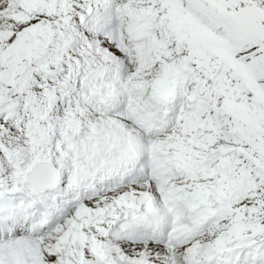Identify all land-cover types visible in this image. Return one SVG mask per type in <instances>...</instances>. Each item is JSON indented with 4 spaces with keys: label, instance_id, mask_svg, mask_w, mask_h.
<instances>
[{
    "label": "snow or ice",
    "instance_id": "obj_1",
    "mask_svg": "<svg viewBox=\"0 0 264 264\" xmlns=\"http://www.w3.org/2000/svg\"><path fill=\"white\" fill-rule=\"evenodd\" d=\"M0 264H264V0H0Z\"/></svg>",
    "mask_w": 264,
    "mask_h": 264
}]
</instances>
